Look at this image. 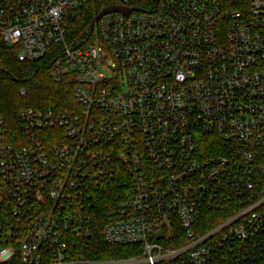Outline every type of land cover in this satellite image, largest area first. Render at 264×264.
<instances>
[{
	"label": "built area",
	"instance_id": "1",
	"mask_svg": "<svg viewBox=\"0 0 264 264\" xmlns=\"http://www.w3.org/2000/svg\"><path fill=\"white\" fill-rule=\"evenodd\" d=\"M117 1L131 11L70 40L93 0H0V39L51 55L76 104L22 108L19 147L0 128V264H264V0ZM206 135L223 154L197 151ZM111 183L98 245L93 191Z\"/></svg>",
	"mask_w": 264,
	"mask_h": 264
},
{
	"label": "trees",
	"instance_id": "2",
	"mask_svg": "<svg viewBox=\"0 0 264 264\" xmlns=\"http://www.w3.org/2000/svg\"><path fill=\"white\" fill-rule=\"evenodd\" d=\"M222 9L238 7L240 0H217ZM117 0H93L87 3L68 20L67 38L72 40L82 36L89 29V24L96 13L104 6L117 3ZM51 55L33 61L21 62L15 56V48L0 39V128L4 130V139L15 147L24 145L27 141L26 134L21 129L19 111L22 108L33 109H73V74L65 73L59 81H53L50 77L49 61ZM25 94L21 95L20 90ZM54 131H41L45 146L50 147V136ZM225 144L214 135H206L198 140L197 151L204 156L223 154ZM120 187L111 183L99 185L93 191L95 209L92 212L94 218V239L98 245H102L101 228L106 210L113 207L120 193ZM208 217L204 222H209ZM178 231V229L176 228ZM179 238V231H178ZM181 243H170L176 246ZM137 253L128 247L110 248V257H128Z\"/></svg>",
	"mask_w": 264,
	"mask_h": 264
},
{
	"label": "water",
	"instance_id": "3",
	"mask_svg": "<svg viewBox=\"0 0 264 264\" xmlns=\"http://www.w3.org/2000/svg\"><path fill=\"white\" fill-rule=\"evenodd\" d=\"M131 11L130 8L124 7V6H118V5H110V6H106L102 9H100L96 15L92 18L89 27L92 28L94 22L101 17L102 15L109 13V12H120L122 14H127Z\"/></svg>",
	"mask_w": 264,
	"mask_h": 264
}]
</instances>
